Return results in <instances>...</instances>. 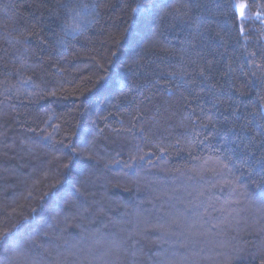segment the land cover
I'll use <instances>...</instances> for the list:
<instances>
[{
  "label": "trees",
  "instance_id": "trees-1",
  "mask_svg": "<svg viewBox=\"0 0 264 264\" xmlns=\"http://www.w3.org/2000/svg\"><path fill=\"white\" fill-rule=\"evenodd\" d=\"M82 2L0 0V264H264V0Z\"/></svg>",
  "mask_w": 264,
  "mask_h": 264
},
{
  "label": "clouds",
  "instance_id": "clouds-1",
  "mask_svg": "<svg viewBox=\"0 0 264 264\" xmlns=\"http://www.w3.org/2000/svg\"><path fill=\"white\" fill-rule=\"evenodd\" d=\"M74 11L73 19L76 21L78 27L76 28V34L85 30L89 23L91 16L94 14V8L90 3V0L80 3ZM67 33H65L66 36ZM65 36H62L61 39H64Z\"/></svg>",
  "mask_w": 264,
  "mask_h": 264
},
{
  "label": "snow or ice",
  "instance_id": "snow-or-ice-1",
  "mask_svg": "<svg viewBox=\"0 0 264 264\" xmlns=\"http://www.w3.org/2000/svg\"><path fill=\"white\" fill-rule=\"evenodd\" d=\"M236 7L239 10L241 18H243L244 17L243 6L242 5H237ZM133 11H135V10H133ZM133 159H135V157H133Z\"/></svg>",
  "mask_w": 264,
  "mask_h": 264
}]
</instances>
